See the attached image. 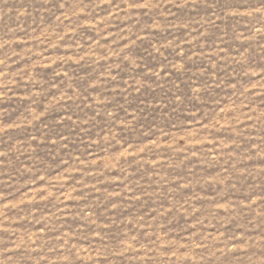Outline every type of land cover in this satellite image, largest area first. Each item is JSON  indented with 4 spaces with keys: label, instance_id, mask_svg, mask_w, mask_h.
Returning <instances> with one entry per match:
<instances>
[{
    "label": "rangeland",
    "instance_id": "1",
    "mask_svg": "<svg viewBox=\"0 0 264 264\" xmlns=\"http://www.w3.org/2000/svg\"><path fill=\"white\" fill-rule=\"evenodd\" d=\"M0 264H264V0H0Z\"/></svg>",
    "mask_w": 264,
    "mask_h": 264
}]
</instances>
